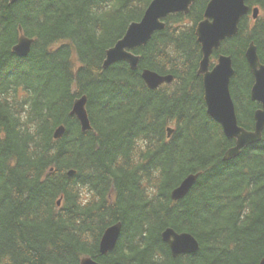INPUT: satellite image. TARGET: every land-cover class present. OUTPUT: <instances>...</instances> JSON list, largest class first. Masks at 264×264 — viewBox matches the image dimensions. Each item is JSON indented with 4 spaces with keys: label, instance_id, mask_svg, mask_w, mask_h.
Segmentation results:
<instances>
[{
    "label": "trees",
    "instance_id": "16d2710c",
    "mask_svg": "<svg viewBox=\"0 0 264 264\" xmlns=\"http://www.w3.org/2000/svg\"><path fill=\"white\" fill-rule=\"evenodd\" d=\"M153 0H0V264H260L264 259V133L225 161L235 140L208 113L196 34L210 0L166 27L126 62L104 69L107 52ZM212 56L233 58L231 92L239 125L255 126L254 76L264 64V0ZM22 29L33 39L14 53ZM145 70L173 76L151 89ZM87 98L92 129L72 114ZM64 126L65 134L55 138ZM169 129L174 132L169 137ZM199 175L179 201L173 191ZM61 200V205L58 202ZM122 224L116 247L100 251ZM193 235L199 250L174 257L167 229Z\"/></svg>",
    "mask_w": 264,
    "mask_h": 264
},
{
    "label": "water",
    "instance_id": "95a60500",
    "mask_svg": "<svg viewBox=\"0 0 264 264\" xmlns=\"http://www.w3.org/2000/svg\"><path fill=\"white\" fill-rule=\"evenodd\" d=\"M14 4L20 0H9ZM197 0H153L140 22L132 23L125 36L108 50L103 68L127 62L131 69L139 67L140 57L133 53L139 47L148 44L153 35L166 27L165 19L176 13L188 14ZM248 0H211L205 12V20L198 25L197 37L202 46L203 60L199 74L203 75L205 101L209 115L223 128L228 139L235 140L236 144L230 148L225 161L238 157L243 149L260 143L264 133V64L258 54L255 43H251L246 58L254 76V85L251 90V99L259 104L254 114L255 126L253 130H246L239 125L236 104L231 93V82L235 75L234 61L231 56L221 55L218 64L210 69L211 56L218 51L222 43L234 37L239 31L243 17L249 13L246 5ZM258 9L254 17L258 16ZM22 33V29H20ZM34 40L21 35L14 53L19 57L30 54ZM142 78L151 89H157L163 84H170L173 76H161L153 71L145 70ZM72 114L75 115L83 131L91 130V121L87 110V98L82 97L74 104ZM65 127H60L55 134L60 139L65 134ZM174 130L169 129V136ZM199 175H190L172 193V198L178 201L184 198L197 182ZM61 201H59V205ZM122 231V224L118 223L108 228L103 235L100 251L107 255L116 247ZM163 240L170 246L174 257L194 254L199 250L197 239L189 233H177L173 229L164 231ZM81 264H100L91 258H85ZM260 264H264V259Z\"/></svg>",
    "mask_w": 264,
    "mask_h": 264
}]
</instances>
